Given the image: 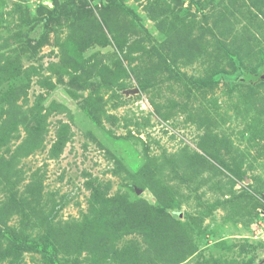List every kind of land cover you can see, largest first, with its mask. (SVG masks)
I'll use <instances>...</instances> for the list:
<instances>
[{
    "label": "rangeland",
    "instance_id": "obj_1",
    "mask_svg": "<svg viewBox=\"0 0 264 264\" xmlns=\"http://www.w3.org/2000/svg\"><path fill=\"white\" fill-rule=\"evenodd\" d=\"M0 264H264V0H0Z\"/></svg>",
    "mask_w": 264,
    "mask_h": 264
},
{
    "label": "trees",
    "instance_id": "obj_2",
    "mask_svg": "<svg viewBox=\"0 0 264 264\" xmlns=\"http://www.w3.org/2000/svg\"><path fill=\"white\" fill-rule=\"evenodd\" d=\"M242 75H243L244 78L249 79V80L257 79V76L254 73L249 72V71H245V70L241 71L240 72V76H242Z\"/></svg>",
    "mask_w": 264,
    "mask_h": 264
}]
</instances>
